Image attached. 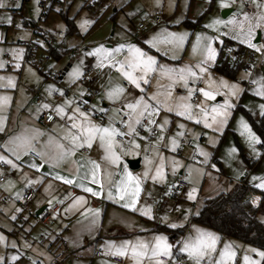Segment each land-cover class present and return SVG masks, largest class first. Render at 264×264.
I'll list each match as a JSON object with an SVG mask.
<instances>
[{
  "label": "rangeland",
  "instance_id": "374dc122",
  "mask_svg": "<svg viewBox=\"0 0 264 264\" xmlns=\"http://www.w3.org/2000/svg\"><path fill=\"white\" fill-rule=\"evenodd\" d=\"M21 1L20 7H13L18 11L16 15L11 14V11H9L11 6L8 4L0 8V50H2L0 51V61L4 62V67L0 68V77L5 78L0 81V84L4 85L0 87V96L10 97L9 100L5 101L3 108L0 109V118H3L10 101L19 89V85L23 87L24 82L27 83L31 92L39 93L42 86L52 85V89L49 90L52 96L56 92L58 94L63 92L64 95L65 91L69 90L64 88V91H61L63 88L61 85L66 83L68 74L73 67L77 66L80 68L81 75L74 80H77L78 85L86 89L88 96H90L91 92L99 93V95L96 94L90 97H96L97 104L95 105L102 111L103 101L102 103L99 101L102 90V87L99 86L100 83L94 82L91 84L81 81L82 76L86 72V65L91 63V67L95 71V63H98V59L95 56H87L86 53L100 44H103L106 48H115L119 44H125V46L127 44H135L157 60V64L154 66L156 70L149 76V84L145 85L141 81L143 92L141 88H136L129 84L116 69L115 76L108 80L107 84L111 90L116 86H122L125 89L121 96L124 103H134L135 99L141 96L147 100L153 94H157V100L164 102L166 99L165 93L170 90L172 97L167 101L170 106L175 107L181 103L193 105L191 109L192 120L187 119L186 116H177L174 111L168 112L163 106H160L159 113L154 114L152 117L156 122L155 124L147 125V115H145L141 120V124L136 125V134L132 136V139L137 141L140 148L133 149L131 144L122 146L130 154L136 153L135 155H137L134 159L139 160V168L134 171L131 170L130 173L134 174L133 176L142 178L141 189H144V197L153 195L156 198L155 201L149 203V205L153 203L156 209L153 214L157 212V216L163 225L168 226L169 223H176L178 227L173 229L184 230L183 237L170 242L176 246L173 248V254L176 259L178 249H175L179 246L177 242L190 234H194L193 228L198 226L192 223L191 220L194 215L198 214L200 205L205 198H211L221 193L227 194L234 185L239 183H244L255 190L251 198L252 201L254 197H259L257 194L260 192L264 193V189L255 187L259 180H253V177H264V132L261 135L253 127V124L261 120L264 115L259 108V105L264 103V96L256 94L257 89L264 85V80L258 77H253V79L251 75L252 72L254 74L256 70L260 69L261 52L252 49L257 52V56H260L258 68L250 71L241 69L234 80L214 74L210 67H207L206 73L200 74L196 64L201 57L199 54L192 52V45L195 41L185 25V21L193 22L198 19L204 23H209L212 15L214 16L213 11H216V4L223 1L231 4V0H64L62 6H53L50 9H42L40 5L42 0ZM5 17H11V23L3 22ZM65 18L72 21L75 26V32L71 33L68 30ZM152 18H159L160 24L152 26L151 23H148ZM84 20H91L92 23L82 29L80 25ZM139 24H149L143 32L151 29L144 37L142 36V31H137ZM219 30L221 31V28ZM58 32L62 33L61 37H57ZM168 32L187 33L183 48L174 49L172 44L164 42ZM39 34H47L55 38L53 49L58 48V50L63 51L60 59L52 56L51 52L46 50L47 48L43 46L44 41ZM146 41H153L155 47L146 43ZM30 43L35 45L33 54L37 60L43 57H50V60L42 66L40 72L25 62V53ZM20 49H23V53L20 60L16 61L13 58L12 50L19 52ZM173 51H175L176 59L171 58ZM165 52H167V55L163 54ZM127 56L128 51L127 47H125L120 53L116 54V59L124 60ZM17 63L20 65L18 68L16 67ZM63 64L64 66H62ZM160 65H163L165 69L174 70H179L186 66L191 67L197 73L195 83H193L192 79H189L187 86H185L184 82L180 81L178 77L173 83L161 70ZM64 69H66L64 79L61 81L60 86H57L58 84L50 79L49 73L54 75ZM245 74H248L247 79H241ZM8 77L13 78L14 86H7ZM209 77H211V81H209ZM221 79L228 81L230 84H238L243 91L238 96L227 97L233 105L229 109L230 115L227 118V122L220 128L216 125L206 128L202 122H196L197 118L201 117L202 114L195 105L205 101L199 89L214 90L219 87ZM253 80H256L257 83L253 84ZM17 83L19 84L18 87ZM113 83L115 84L113 85ZM248 83H252L253 88H249ZM169 84H172L171 89L168 88ZM197 84L199 89L196 93L193 87ZM56 89L61 92L56 91ZM189 89L192 90L191 98H188ZM226 92V88L220 87L219 94L216 95L214 100L205 101L209 110L213 104H223ZM85 99L86 96L77 100L84 102ZM193 101H195V104H193ZM148 102L156 106V100ZM118 112L121 116L129 119L127 115L129 109H120ZM165 119L168 120V124L163 129L164 139L154 141L153 130L157 131L160 136L161 130L156 127V124H162ZM210 119L211 117H209ZM241 119L247 122L260 138L259 143L249 146L245 135H242L243 129L239 124ZM4 122V119H2V126H4ZM180 124L184 125L183 129L178 127ZM145 125L150 130H146ZM124 127V132H127L126 125ZM177 133H182V135L178 136ZM170 139H175L177 142L174 151L172 150L173 145H171ZM188 142H191V146L187 145ZM253 147H255L256 153H253ZM232 149H235V151H231ZM201 150L208 153L206 163ZM161 155L164 157L165 180L163 182H155L151 178L143 179V172L146 167H149L150 175L155 172V165L161 162ZM148 156L150 157L148 158ZM146 157L152 161L151 165L146 164ZM173 160L180 162V167L176 168L175 171H173ZM187 165L191 167L187 168ZM179 173H182L190 180V186H188V189L183 190L182 193L174 196L172 192L173 181L175 182L174 179H177ZM193 188L196 189L195 198L189 200L188 193ZM140 202L142 201L140 200ZM258 202L259 199L255 204ZM185 215H187V218H185ZM165 216H167L168 220L162 221L161 218ZM258 219L259 221H264V215H259ZM262 223L264 224V222ZM198 228L212 232L219 237L216 231L201 226ZM165 236L167 237V235ZM225 243L230 244L232 250L236 253L235 257L229 261V264H244L243 257L245 255H248L253 260L261 259L254 252L248 251L255 247L240 243L234 239L219 237L217 248L222 249ZM213 255L218 256L219 252L217 251ZM184 260L187 264V257ZM184 260H180L179 264H183Z\"/></svg>",
  "mask_w": 264,
  "mask_h": 264
},
{
  "label": "crops",
  "instance_id": "0c3cea01",
  "mask_svg": "<svg viewBox=\"0 0 264 264\" xmlns=\"http://www.w3.org/2000/svg\"><path fill=\"white\" fill-rule=\"evenodd\" d=\"M21 2L20 0V3ZM63 3L64 2H62V4ZM223 4L226 6L221 7V2L216 4V11H213L214 16L212 15V19H220L225 22L231 19L234 23L232 25H219L217 32V30L205 28L204 25L207 23L200 20V24L195 27L192 32L187 28L191 32L192 39L195 41L197 33L216 36L217 39L213 41V46L217 49V57L224 38L229 39L234 47L228 50L237 51V48L243 47L245 51H253L246 44L241 43L240 40L232 39V35L235 34V31H230V29L236 28L237 22L243 23L245 28L247 27L248 21L244 19L245 14L239 19H236L235 13L238 10L234 11L229 2L223 1ZM231 9L233 10L232 12L227 11ZM223 10H226L224 17L221 16ZM257 11L258 10L252 14H248L253 23L255 22L254 14L257 13ZM156 19L158 20L157 22H155ZM148 23H151L152 26H158L160 24V19L152 18ZM140 25L142 24L138 25L137 31H142V36L144 37L151 29H147V31L143 32L149 24L143 25L142 28H140ZM219 28H221V31ZM257 32H259L260 40L256 43ZM223 33L228 34L223 35ZM253 43L257 46L264 44V29L255 30ZM261 55L262 57L259 63L260 69L256 70L254 74L253 72L251 73L252 78L264 77V54L261 53ZM217 57L214 61L208 62L206 67L211 68L216 63ZM98 64L99 61L97 64L95 63V72L97 71V73L92 83L99 82V86L102 87L101 99H99V101H101V103L103 101L102 111L104 110V112L100 111L98 106L95 105L97 104L96 97L91 98L88 96L86 89L79 86L78 81L71 79L69 75L66 78V83L61 85V87H63L61 91L64 88L69 91H65L60 100L54 99V95L52 96V94L49 93L50 89L48 86H42L39 93H35L31 92L27 83L24 82L23 87H20L21 85L17 83L19 89L14 98L10 101L7 112L3 114V119L5 121L3 126L4 130L0 131V155L5 156L7 159H11L17 165V168H11V166L4 161H0V164L6 167V171L0 168V176L5 175V173L7 174L3 182H0V236L4 238L3 241H0V257L3 258L0 260V264H35L36 261L40 262V264H118L113 261L112 258H120L122 260L121 264H131V261L127 257L106 255V242L111 241L119 244L123 240H151L154 234H165L157 229L158 225L167 227L161 223L160 218L157 216V212L152 219H149L147 216H142L139 211H133L123 207V201L114 202L105 199L103 195L100 197H93L90 193L83 192L81 188L75 187L74 185H67L63 183V181L55 178L57 173L71 178V176L75 174L77 164L84 166L80 170V175H83L91 167V165L88 164V160H94L100 165V179L107 188L109 182L115 184V182L122 178L125 166H127L129 172L131 171L126 161H128V159H134L137 156L135 155L136 153L130 154L127 150L122 152L121 147L124 144L120 143L121 147L115 149L117 154L121 157L120 161L115 165L110 164L106 159H102V157L106 156V153L100 147L98 139L93 142L91 148L86 146L77 148L71 156L65 157L59 162L55 160H53L51 164L47 162L50 157L58 153L55 147L57 142L64 144L66 147H70L69 142L62 139L70 128L67 115L62 117L55 114L56 106L64 105V101H70V103L65 105V112L68 114L71 113L73 108L78 106L82 111L88 114L89 119H91L93 123L100 126H107L110 123L109 117H112V126L121 131H125V127L121 121L128 120V118L121 116V114L117 112V109L118 111L120 109H126L124 101H122V99L115 102L109 101L106 95V93L111 90L107 81L115 76L117 68L111 66L107 62H105L104 67H99ZM62 66H64V64ZM88 67L92 68L91 63L86 65V68ZM37 70L40 72L42 67ZM64 71L66 73V69H64ZM45 75H47V73H45ZM64 76L61 81L64 79ZM61 81L57 86H60ZM114 84L115 83H113V85ZM248 87L253 88V84L252 86L248 85ZM97 95H99V93H97ZM85 96L86 99L84 102H86V105L81 107L76 100ZM43 104H48L49 107L47 109H42L40 106ZM45 111H51L56 118L55 121L49 125L41 121V115ZM37 132L41 133V135H36ZM23 136H36L32 141L35 150H26L22 152L20 154V159L16 160L15 155L8 149L15 146L13 143L14 138ZM158 136L159 134H156L153 137L154 141H157ZM50 138L52 141L51 143H49ZM128 145H130V143ZM83 151H85V153H83ZM30 152L36 155L37 152H43L45 155L43 159L38 155V159H33L29 155ZM149 157L150 156H148V158ZM33 163L38 165V168L29 167V165ZM189 167L191 166L187 165V168ZM29 181H33V183H29ZM187 181L188 186H190V180L187 179ZM30 185H38V188L34 192L32 202L27 206V211H21V194ZM88 186L94 189L99 188V186L95 184H89ZM188 188L189 187L186 189ZM143 194H145L144 189H141L139 198V204L141 203V205H149L151 201L156 200L153 195L144 197ZM76 196H83L84 202L73 204ZM140 200L142 202H140ZM49 201H51V204ZM55 205L60 206L58 216L52 217L48 225H36L32 214L37 213L43 206L47 208ZM69 205H73V207L69 211H65V209H68ZM151 207L153 211H156L153 203ZM17 209H19V211H17ZM85 209H88V211H85ZM96 209H99L98 214L95 212ZM18 214H22V224L16 221ZM94 219L96 221L95 223H93ZM197 226L200 227L201 225L198 224ZM41 236L44 237L43 240H39ZM167 237L169 236L167 235ZM168 239L169 242L176 240L172 237ZM63 240L67 242L65 246L62 245ZM177 249L178 248L175 250ZM60 252H63L64 258L56 262L54 256ZM95 253H98L99 256H95ZM177 254L176 256L179 264L180 260L183 261L184 258H186V255L183 253L179 254L178 252ZM12 257H16V259H11ZM183 264H186L185 260Z\"/></svg>",
  "mask_w": 264,
  "mask_h": 264
},
{
  "label": "snow or ice",
  "instance_id": "6c2138e0",
  "mask_svg": "<svg viewBox=\"0 0 264 264\" xmlns=\"http://www.w3.org/2000/svg\"><path fill=\"white\" fill-rule=\"evenodd\" d=\"M250 2L256 6L258 9L257 13L254 14V23L252 19L249 17L247 13L244 15V19L248 21L247 27L245 28L243 23L237 22L235 29H230V31H235V34L232 35V39H238L241 43L246 44L249 48L256 50L257 52H261L264 54V44L257 46L253 43V36L256 29H264V2L261 0H250ZM6 6L5 0H0V8ZM16 7H20L19 2L16 3ZM226 5L221 2V7ZM242 7V6H241ZM3 22L11 23V17L3 18ZM91 20H84L80 27L82 29L85 28L86 25L91 24ZM233 20H229L227 22L220 19H212L209 23L205 24V28L214 29L218 32L219 25H232ZM19 27V25H17ZM228 33H223V35H227ZM187 38V33H175L168 32L167 38L164 41L165 43L172 44L174 49L183 48L184 41ZM217 39L216 36H208L204 33H197L195 37V42L192 45V52L194 54H199L201 59L197 61L196 67L199 69L200 74H204L207 72V63L210 61H214L217 57V49L213 46V41ZM146 43L152 44L155 47L153 41H146ZM125 47H127L128 56L125 57L124 60H117L116 54L120 53ZM2 51V50H0ZM23 53V49H20L19 52L16 50H12L13 58L16 61L20 60V57ZM167 55V52L163 53ZM87 56H95L98 61L99 67H104L105 62L109 63L111 66L117 68V70L121 73V75L129 82V84L135 86L136 88H141V81L143 84H149V76L156 69L154 66L157 64V60L154 56L148 55L141 48L137 47L135 44H119L115 48H106L103 44L94 47L91 51L86 53ZM172 59H176L175 51H173ZM82 62V61H81ZM19 63L16 64L18 68ZM4 67V62L0 61V68ZM161 70L167 75L168 79L175 83L177 77L180 81H183L185 86H187L188 80L192 79L193 83H195V79L197 77V73L193 71L191 67H183L179 70L174 69H165L163 65H160ZM139 73V74H137ZM71 79H76L80 77L81 71L80 68L73 67L72 71L68 74ZM248 74H245L241 77V79H247ZM5 78L0 77V81H3ZM264 80V77L261 78ZM209 81H211V77H209ZM253 84H256L257 81L253 80ZM3 84H0V87H3ZM7 86H14V81L12 77L7 78ZM172 84L168 85V88L171 89ZM226 88L227 92L225 93V99L223 104H213L211 109L209 110L206 100H214L216 95L219 94V88ZM49 89H52V85L48 86ZM56 91H60L56 89ZM125 89L122 86H116L112 90H109L106 95L109 101H119L121 100V96L124 93ZM143 92L144 89L141 88ZM243 89L236 83H229L221 79L219 81V87L214 90H205V88H200L199 92L205 98V101H201L199 104H196L195 107L200 110L202 114L201 117L197 118V123H203L204 126L212 127L216 125L218 128L222 127L226 122L227 118L230 115L229 109L233 107V105L229 102L227 97L238 96ZM63 95V92H61ZM258 96H264V85H261V88H258L256 91ZM192 90H188V98H191ZM165 101L161 102L157 100V94H153L149 96L147 100L141 96L140 98H136L135 102H125L124 106L129 109L127 113L129 119L121 121L122 124L126 125L127 132L121 131L116 127L112 126V117H109L110 123L107 126H100L96 123H93L91 119H89L88 114L85 111H82L78 106L71 110V113L68 114L65 112V105L70 103V101H64V105H58L55 108V114L59 116L67 115V119L70 122V128L62 139L67 140L69 142L70 147H66L64 144L57 142L55 144L58 153L48 159V163H52L53 160L59 162L65 157H69L73 154L74 150L77 148L88 147L91 148L93 146V142L95 140H99L100 147L105 151L106 156L102 157V159H106L110 164H117L121 157L117 154L115 149L117 147H121L120 143L116 140L117 136H128L132 137L136 134V125L141 124L142 118L147 115V125H153L156 122L152 119L154 114L159 113V107L163 106L168 112H175L177 116H186L187 119L192 120L193 115L191 109L193 108L192 104L189 103H181L177 104L175 107L170 106L167 101L171 99L172 92L169 90L165 93ZM8 96H0V109L3 108L5 101L9 100ZM184 99V98H181ZM156 100V106H153L148 101ZM42 109H47L49 107L48 104H43L40 106ZM260 111L264 114V103L259 105ZM118 112V109H117ZM209 117L211 119L209 120ZM52 117L49 116V119ZM2 119L0 118V131H3ZM168 124V120L165 119L162 124H156V127L161 130V135L157 137V140H163V129L164 126ZM241 128L243 129L242 135H245L246 140L249 143V146H253L260 142V138L255 134V132L250 128L247 122L243 119L239 121ZM147 125H145L146 130ZM179 128L183 129L184 125H178ZM36 135H41V133L37 132ZM177 135H182V133H177ZM36 138V136H23L16 137L13 140L14 147L8 149L15 155L16 160L20 159V154L24 151H34L32 141ZM143 139V137H142ZM51 138L49 143H51ZM130 144L133 149H139L140 145L137 143L135 139H130ZM171 145H173L172 150H175L177 146V142L175 139H170ZM147 150V149H145ZM121 151L124 149L121 147ZM231 151H235L232 149ZM253 153H256L255 147L252 148ZM201 154L205 157V163L207 162V152H203L201 150ZM37 155L42 159L45 155L43 152H37ZM159 155V154H158ZM0 161H4L6 164L10 165L11 168H17V165L11 160L7 159L5 156L0 155ZM160 163L155 165V172L150 175L149 167H146L143 172V179L151 178L155 182H163L165 180L164 175V157L160 156ZM88 164L91 165L90 169L86 171L83 175H80V170L83 165L77 164L75 174L71 176V178L67 176L56 174L55 178L63 181V183L67 185H74L75 187L81 188L83 192L90 193L93 197L104 196L105 199L112 200L114 202L123 201V207L131 209L133 211H139L142 216H147L149 219L154 217L153 210L151 205H140L139 198L141 194V183L142 178L140 176H133L132 173L128 171L127 166L124 167L122 178L112 184L109 182L107 188L104 182L100 179V165L94 160H88ZM146 164L151 165L152 161L146 157ZM173 171L176 168L180 167V162L177 160L172 161ZM29 167L38 168V165L35 163L30 164ZM110 175V174H109ZM259 180V183L255 184V187L264 189V177H253V180ZM29 183H33V181H29ZM89 184L98 185V189H94L89 187ZM114 189V190H113ZM196 189L193 188L188 193V199H194V193ZM259 197L253 198V204ZM84 202L83 196H76L74 198L73 204H79ZM51 204V201H49ZM73 205H69L68 209L65 211H69ZM19 211V209H17ZM88 211V209H85ZM95 212L98 214L99 209H96ZM15 218V217H13ZM187 218V215H185ZM162 221H167V216L161 218ZM95 219L93 223H95ZM264 222V221H262ZM169 227L176 228L178 225L176 223H169ZM193 233L189 236L182 238L177 242L179 245L178 252L183 253L187 257V264H229L236 253L232 250V246L228 243L224 244L222 249L217 248V243L219 241V237L212 233L205 231L200 228H193ZM3 237L0 236V241H3ZM14 246V245H13ZM176 247L169 242L168 237L162 234H154L151 240H141L137 239L135 241L123 240L119 244L114 242H106V255H112L114 257H127L131 264H178L176 257L173 254V248ZM219 252L218 256H214L213 253ZM248 251L254 252L256 256L261 259L253 260L248 255L243 257L244 264H262L264 261V251L258 250L256 248H251ZM3 258L0 257V260ZM11 259H16V257H12Z\"/></svg>",
  "mask_w": 264,
  "mask_h": 264
},
{
  "label": "trees",
  "instance_id": "16d2710c",
  "mask_svg": "<svg viewBox=\"0 0 264 264\" xmlns=\"http://www.w3.org/2000/svg\"><path fill=\"white\" fill-rule=\"evenodd\" d=\"M200 19L193 22L185 21L186 27L192 32L200 24ZM65 23L71 33L75 32V26L71 20L65 18ZM47 48L57 59L61 58L62 50ZM232 42L224 38L216 63L211 67L212 71L222 77L235 79L240 72L239 64L231 65L225 56V50L233 49ZM237 51H245L243 47L237 48ZM256 132L261 135L264 132V115L259 123L253 124ZM254 189L244 183L236 184L227 194L214 195L202 201L197 215L192 217V223L199 224L207 229L216 231L221 238L234 239L240 243L253 246L264 251V224L259 221V215H264V193L260 192L259 202L253 204L251 198L254 195ZM160 232L169 237L179 239L183 236L184 230H175L170 227L157 226ZM264 264V261H262Z\"/></svg>",
  "mask_w": 264,
  "mask_h": 264
},
{
  "label": "built area",
  "instance_id": "2783aa9c",
  "mask_svg": "<svg viewBox=\"0 0 264 264\" xmlns=\"http://www.w3.org/2000/svg\"><path fill=\"white\" fill-rule=\"evenodd\" d=\"M6 3L8 5H10V9L9 11H11V14L16 15L17 14V10L14 9L13 7H16V3L19 2L20 0H5ZM64 0H42L40 5L42 7V9H50L53 6H57L60 7L62 2ZM261 2H263V0H261ZM231 5L233 7V10L236 11L235 13V18L239 19L243 14L247 13V14H252L254 13L256 10H258L256 8L255 5H253L250 0H232L231 1ZM242 6V7H241ZM158 20L156 19L155 22H157ZM143 25H140V28H142ZM40 37L42 38V40L44 41V47L45 48H49L54 46L55 43V38H52L50 36H48L47 34H39ZM62 33L58 32L57 37H61ZM35 50V45H33V43H30L28 45L27 51L25 53V62H27L29 65L33 66L36 69H40L44 64H46L49 60L50 57H43L40 58L39 60H37L34 57V52ZM226 52V56L228 58V61L231 65L234 64H239L242 70L245 71H250V70H255L258 66V62L260 59V56H257V52L254 51H236V50H225ZM86 72L84 73V75L81 78V81L86 83H92L94 81V79L96 78V72L93 71L92 68L88 67L85 70ZM65 74L64 70L58 71L56 72L54 75L49 73V77L50 79L58 84L61 79L63 78ZM249 86H252L251 83L248 84ZM193 89L195 90V92L197 93L199 86L198 84L195 85L193 87ZM67 93V92H66ZM97 92H91L90 96H94L96 95ZM62 98V95L56 93L54 94V99L55 100H60ZM196 101V100H195ZM195 101H193V104H195ZM78 105L81 107H84L86 105V102H81L79 100H77ZM49 116H51L52 118L49 119ZM55 117L53 115V113L51 111H45L42 115H41V121L42 123L49 125L51 123H53L55 121ZM259 123V121L256 122V125ZM157 131L153 130V135H156ZM5 137V136H4ZM130 139H132V137H128V136H117L116 140L119 143H122L124 145H128L130 142ZM188 146H191V142L187 143ZM83 153H85V151H83ZM30 157H32L33 159H38V156L33 153L30 152L29 153ZM0 168L4 171H6V167L3 164H0ZM7 174L5 173V175L0 176V182H3V180L6 178ZM188 187V181L185 175H183L182 173L180 175L177 176V179L174 182V185L172 187V192L174 194V196L176 194L182 193L183 190H185ZM38 188V185H30L28 186L23 193L21 194V202H20V210L21 211H27V206L28 204H30L32 202V199L34 198V192L36 191V189ZM59 208L60 206L55 205L53 207H47L43 209V212L39 215H35L34 213L32 214V216L34 217L35 223L38 224L39 226H44V225H48L50 223V220L52 217H56L59 214ZM17 223L22 224L23 223V218H22V214H18L17 215ZM44 237L41 236L39 237V240H43ZM67 244L66 241H62V245L65 246ZM95 256H99L98 253H95ZM55 261L59 262L60 260H62L63 257V252H60L58 254H56L55 256ZM113 261H115L118 264L122 263V260L120 258H112ZM35 264H40V262L36 261Z\"/></svg>",
  "mask_w": 264,
  "mask_h": 264
},
{
  "label": "water",
  "instance_id": "95a60500",
  "mask_svg": "<svg viewBox=\"0 0 264 264\" xmlns=\"http://www.w3.org/2000/svg\"><path fill=\"white\" fill-rule=\"evenodd\" d=\"M229 12H232L233 10H227ZM226 12V10H223L222 13H221V16L224 17V13ZM256 40L255 42L257 43L259 40H260V36H259V32L256 33ZM126 163L128 164V167L130 170L134 171L135 169L139 168V161L137 159H134V160H128L126 161ZM45 208V206H43L41 209H39L37 211V213H35V215H39L43 212V209Z\"/></svg>",
  "mask_w": 264,
  "mask_h": 264
}]
</instances>
